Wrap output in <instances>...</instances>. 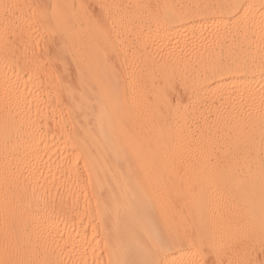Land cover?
<instances>
[{
    "label": "bare ground",
    "instance_id": "bare-ground-1",
    "mask_svg": "<svg viewBox=\"0 0 264 264\" xmlns=\"http://www.w3.org/2000/svg\"><path fill=\"white\" fill-rule=\"evenodd\" d=\"M0 264H264V0H0Z\"/></svg>",
    "mask_w": 264,
    "mask_h": 264
},
{
    "label": "rangeland",
    "instance_id": "rangeland-1",
    "mask_svg": "<svg viewBox=\"0 0 264 264\" xmlns=\"http://www.w3.org/2000/svg\"><path fill=\"white\" fill-rule=\"evenodd\" d=\"M43 62L45 64V71L55 76H59L62 81H65V77L62 74V67H64V62L59 54V49L55 46L51 48L48 47V51L42 54ZM63 63V64H62ZM63 65V66H62ZM58 78H55L56 81ZM56 83V82H55Z\"/></svg>",
    "mask_w": 264,
    "mask_h": 264
}]
</instances>
